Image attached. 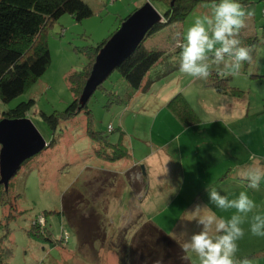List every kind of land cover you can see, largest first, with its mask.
I'll return each mask as SVG.
<instances>
[{"label": "rangeland", "instance_id": "rangeland-1", "mask_svg": "<svg viewBox=\"0 0 264 264\" xmlns=\"http://www.w3.org/2000/svg\"><path fill=\"white\" fill-rule=\"evenodd\" d=\"M85 1L94 10L92 16L77 21L71 14L66 13L46 30L43 40L49 48L51 61L45 73L20 96L7 103L0 99L1 116L4 111L16 107L19 103L33 99V106L25 118L35 125L48 144L40 152L26 160L10 180V195L16 196L14 199L17 206L13 208L14 210L10 204H0V222H2L0 223V245L2 248L0 264H89L84 262L82 257L94 256L95 249L98 248L99 251H97L100 254L103 253L102 256L111 255L113 247L119 241L127 239L126 226L129 223L131 225L138 223L139 227L135 232L136 239L140 235L142 221L139 222L138 205L142 204L145 193L141 198H139L141 194H137V197L133 198V194L126 187L128 183L133 182L135 183L133 188L140 192L143 185L142 178L137 179L136 177L140 173V168L134 167L128 170L127 159L123 161V169L119 163L111 166L112 170L122 173L98 172L97 168H104L106 162L94 154L95 143L87 134L85 111L69 120L61 121L55 131L44 120L43 114L60 113L72 102L73 94L68 84V76L75 71L82 70L88 64V57L85 53L87 46H95L108 36L112 37L120 28L122 18L146 2H150L161 14L165 12L166 5L158 0ZM219 2L220 0L216 3ZM237 2L239 1L237 0ZM255 3L261 4L258 6L261 14L256 18L254 13L256 11H253L252 15L246 18V26L240 30L237 37L243 45L245 41H248L250 35L259 37L254 59L248 63L247 69L244 67L245 64L242 65L241 73L243 74L245 70L251 74L254 64L260 65L264 61V0H257ZM212 4L208 1L199 3L183 23L170 24L149 37L147 42L145 41V45L155 47L162 43L171 44L173 41L177 44L180 39L181 25L185 37L189 29L188 26H193L197 18L212 15ZM256 4L254 8H256ZM261 26L262 32L260 33ZM165 38L171 39L166 41ZM181 51L178 49L168 52L163 59L162 66L155 70L151 77L161 76L159 73L166 71L167 73L163 76L167 75L169 78L165 83L169 81L167 83L178 85L179 88L188 85L189 81L195 80L180 71ZM208 63L210 71H219L223 68L222 64L217 66L213 62L212 53L208 54ZM227 78L230 84L234 77L229 75ZM212 81L209 76L206 80H195L193 84L186 87L189 96L185 98L193 109L198 108L202 114L205 111L203 99L210 100L211 95L207 90H202L203 86L200 84ZM103 86L104 89H97L88 102L89 108L92 110L93 129L104 131L111 142H116L122 133L128 150L131 152L132 147L135 146L139 153L134 154L135 158L149 152L150 145L147 142L153 140L157 144L158 138H160L157 130L160 127L162 129L175 127L171 118L165 116L164 112L159 115V117H163L155 121L157 115L155 111L160 109V106L155 103V101L160 102V98L156 99L162 90L160 83L147 92L146 98L139 101V114H136L138 107L132 104L130 108L124 103H114L106 107L109 103L106 90L117 91L124 97L127 95L129 86L117 69L107 77ZM147 103H151V107L144 114L142 107H145ZM147 107L149 106L147 105ZM259 118H261L260 122H263L264 114L257 111L242 123H246L244 124L246 128L251 126L252 129H256ZM109 125L113 127L109 129ZM114 130L115 132H113ZM1 148L2 146L0 150ZM139 184L141 185L137 188ZM125 188L126 190H123ZM120 191L121 193L117 197ZM71 201L74 202L76 213L85 217L84 227L80 229L83 230V233H86L88 227L96 229L99 233L96 240H89L88 243L81 244L82 233L77 230L67 213L68 204ZM10 211H14L17 216L12 217L8 225L5 226L6 215ZM45 214L46 221L41 223L39 217ZM248 219L251 220V218ZM33 223L37 224V228L32 229ZM244 233L243 238L237 241L239 249L237 253L246 254L245 258L251 259L253 256L250 252H264V244L258 243L259 240L264 239V236L252 235L250 228H247ZM86 236V239H90L93 234ZM142 241L146 242L145 238ZM93 242L95 244L91 245ZM53 243L57 248H53ZM94 245L97 247H94L93 250ZM245 246L247 247L244 248ZM142 250L144 251L139 248V255ZM236 254L234 259L240 257ZM108 259L110 260V257ZM240 259L242 260V257ZM262 260H258V262Z\"/></svg>", "mask_w": 264, "mask_h": 264}, {"label": "crops", "instance_id": "crops-1", "mask_svg": "<svg viewBox=\"0 0 264 264\" xmlns=\"http://www.w3.org/2000/svg\"><path fill=\"white\" fill-rule=\"evenodd\" d=\"M260 5L256 4V8L253 7V11H256L254 12L256 18L261 14V10L258 8ZM261 30L262 26L259 29L260 33ZM165 39L169 41L171 38ZM175 43L173 41L171 44L162 43L158 45L170 47L174 46ZM241 46L247 47V41L244 45L241 43ZM162 64L150 73L148 81L151 82L146 89L134 93L127 89L129 94L126 95L127 102L125 105H129V108L131 104L138 107L136 114H139V101L146 98L147 92L160 83L162 90L156 98H160V102L155 101L160 109L155 111L157 114L155 121L162 118L163 116L159 117V115L164 112L163 114L169 116L172 124L175 125L174 128L162 129L160 127L157 130L160 137L158 138L159 141L157 144L153 140L147 142L150 145L147 154L135 158L134 154L138 153L135 146L132 147L131 152L129 151L127 169L140 167V173L136 177L137 179L142 178V183L146 182V185L143 183L141 186L140 192L133 188L132 183L126 185L133 194V198H136L137 194H141L139 197L141 198L142 194L145 193L142 204L138 205L139 222L142 221L141 225L143 226L145 222L152 221L183 245L193 234L203 230V225H200L197 218L191 213L196 205H200L202 210L207 206L205 211L210 210L218 218L225 220H230L233 214H237L235 209L221 210L210 202L209 191L211 188H215L222 196H227L229 200L238 198L241 192H246L255 202L256 208L247 214L244 222L240 225L246 231L247 228L251 227L254 215L264 216V180L260 182L258 189H251L248 187V181L244 179V174L249 169H264V121L260 122L261 118H259L256 129H252L251 126L246 128L244 125L246 123H242L249 116L256 114L257 111L264 114V61L260 65L254 64V70L251 74L245 72L247 70L243 71V74L240 70L239 75L231 76L234 77L230 82L231 86L244 90L243 96L219 92L210 82H201L202 90H207L211 99H203L204 114L198 108H194L199 121L191 125H186L174 113L169 102L178 94V91L187 98L189 92L186 87L198 79L189 81L188 85L179 88L178 85L174 86L167 83L169 81L165 83L169 76H163L165 75L164 71L159 73L161 75H158L159 78H157L158 76L151 77V74L158 70ZM244 67L247 69L248 66L244 65ZM147 105L142 107L144 114L148 112L151 103H147ZM129 108L127 109L129 110ZM123 142L125 144V141ZM126 160L122 159L116 162L102 160L106 164H104V168H97V171L122 173L112 170L111 166L119 163L123 169V161ZM143 178L146 180L143 181ZM120 193L121 191L116 196L119 197ZM248 218L251 220L249 221ZM138 227V223L136 225L129 223L126 226L127 239L119 241L113 247L114 250L110 252L111 255L102 256L103 253L100 254L99 248L97 251L95 249L97 245H94V256H84L82 260L89 264H137V258L142 252H145L142 250L140 255L138 254L139 248L142 249L137 246L140 243L139 240H135V232ZM220 234L222 233L218 234L214 230L210 233L213 239ZM258 243L264 244V239L262 238ZM93 244L95 242L91 245ZM54 245L55 243L52 244L53 248H57ZM101 248H103L102 245ZM250 253L253 256L248 259L251 264H264V252L252 251ZM186 255L189 257L190 264H200L199 257L195 253H186ZM236 255H240L243 260L246 254L238 252ZM240 257L239 260L237 258L234 260L241 261ZM258 260L262 261L258 262Z\"/></svg>", "mask_w": 264, "mask_h": 264}, {"label": "trees", "instance_id": "trees-1", "mask_svg": "<svg viewBox=\"0 0 264 264\" xmlns=\"http://www.w3.org/2000/svg\"><path fill=\"white\" fill-rule=\"evenodd\" d=\"M158 1L166 5L163 20L157 22L148 31L145 39L137 49L116 68L127 81L128 89L131 93L146 89L151 82L148 81L150 73L164 62L163 59L167 53L171 52V50H182L180 45L186 43L182 27L179 29L180 39H178V43L174 46L166 47L156 45L155 47H150L145 45V41L170 24L183 23L199 3L203 1L216 3L218 0ZM256 1L239 0V3L247 11L252 13ZM66 13L71 14L75 20L82 21L92 16L94 10L85 0H0V99L3 102L7 103L23 94L35 83L37 78L45 73L51 61V55L46 42L43 40V36L46 30ZM128 16L122 18L121 21L123 22ZM110 37L108 36L95 46H87L85 53L88 57V64L82 70L75 71L68 76V84L73 94V100L67 108L60 113L55 112L51 115L43 114V117L49 127L55 131L61 121L69 120L80 112L85 111L87 114V134L95 143L94 154L101 160L116 162L130 157V152L123 142L124 135L121 133L117 142H111L104 131L94 130L92 126V110L88 105L90 99L86 103L81 102L84 88L91 74L96 57ZM247 40V47L252 49L251 54L254 59L257 45L259 44V37H249ZM247 65L248 62H245V66ZM166 73L165 71L164 74ZM210 77L213 80L211 84L219 92L230 93L233 96H243L245 93L244 90L231 86L229 79L225 76L218 75V71H211ZM99 88L104 89L103 83L97 89ZM106 91L109 96V103L106 107L114 103L125 104L127 102L126 97L117 91ZM129 92L127 93L129 94ZM33 102V99L23 101L16 107L4 111L2 113L3 115H0V120L4 118L18 119L26 117L27 112L33 106ZM169 105L186 125H191L199 121L196 112L181 93L174 96L169 102ZM145 180L143 178V181ZM144 184L146 185V182ZM132 186L134 187L135 183L132 182ZM15 197L14 195H10V181L6 186L1 182L0 178V204H10L13 209L17 206ZM68 206L67 213L71 217L70 219L73 220L77 230L82 233L80 236L81 244H86L89 240H96V236L99 235L96 229L93 230V228L89 229L88 227L86 233H83V230L80 229L84 227L85 217L79 216L76 213L74 202H69ZM16 216L17 214H14V211H10L6 215L7 222L5 221V226L8 225L12 217ZM32 226V229L37 228L36 223H33ZM140 230L139 238H137L140 243L137 246L142 247L145 252H142L137 258V264H190L189 258H184L186 253L182 249V244L173 236L159 228L155 223L152 221L145 222ZM88 234L90 236L93 234V237L91 236L90 239H86V235ZM143 238L146 240L145 243L142 241ZM136 249L138 250V248Z\"/></svg>", "mask_w": 264, "mask_h": 264}, {"label": "clouds", "instance_id": "clouds-1", "mask_svg": "<svg viewBox=\"0 0 264 264\" xmlns=\"http://www.w3.org/2000/svg\"><path fill=\"white\" fill-rule=\"evenodd\" d=\"M211 8V16L197 18L186 32V43L180 45V71L195 79H208L211 75L208 54L212 53L213 62L217 66L223 65L218 75L237 76L242 65L245 62L251 63L253 59L252 49L241 46V40L237 38L240 30L246 26V18L252 13L237 0H220L218 4L213 3ZM244 179L248 181L249 188L258 189L260 182L264 180V169H249L244 174ZM209 198L218 209H235L237 214H233L230 220H225L218 218L210 210L205 211L207 206L202 210L200 205H196L191 213L203 225V230L193 234L182 245L183 251L195 253L200 264H250L247 258L236 261L234 256L239 250L237 241L245 234L240 225L247 214L256 208L255 202L246 192L229 200L215 188L210 189ZM213 230L222 234L213 239L210 235ZM250 231L254 236H264V216L257 214L252 217ZM184 258L189 257L186 255Z\"/></svg>", "mask_w": 264, "mask_h": 264}, {"label": "water", "instance_id": "water-1", "mask_svg": "<svg viewBox=\"0 0 264 264\" xmlns=\"http://www.w3.org/2000/svg\"><path fill=\"white\" fill-rule=\"evenodd\" d=\"M162 20L163 14L146 2L122 22L96 57L82 103L90 99L98 86L137 49L148 31ZM0 142V178L6 186L27 159L48 146L35 125L25 117L0 120Z\"/></svg>", "mask_w": 264, "mask_h": 264}, {"label": "built area", "instance_id": "built-area-1", "mask_svg": "<svg viewBox=\"0 0 264 264\" xmlns=\"http://www.w3.org/2000/svg\"><path fill=\"white\" fill-rule=\"evenodd\" d=\"M112 127L110 126V128L109 129H111ZM39 221L41 222V223H44L46 220L44 219V215H42V216H40L39 217Z\"/></svg>", "mask_w": 264, "mask_h": 264}]
</instances>
